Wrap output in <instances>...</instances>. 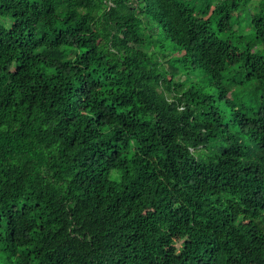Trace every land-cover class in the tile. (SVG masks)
<instances>
[{
    "label": "trees",
    "instance_id": "obj_1",
    "mask_svg": "<svg viewBox=\"0 0 264 264\" xmlns=\"http://www.w3.org/2000/svg\"><path fill=\"white\" fill-rule=\"evenodd\" d=\"M0 264H264V0H0Z\"/></svg>",
    "mask_w": 264,
    "mask_h": 264
},
{
    "label": "rangeland",
    "instance_id": "obj_2",
    "mask_svg": "<svg viewBox=\"0 0 264 264\" xmlns=\"http://www.w3.org/2000/svg\"><path fill=\"white\" fill-rule=\"evenodd\" d=\"M244 30L247 31L248 30V27H244ZM182 79H184V77H182Z\"/></svg>",
    "mask_w": 264,
    "mask_h": 264
}]
</instances>
